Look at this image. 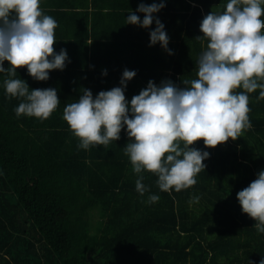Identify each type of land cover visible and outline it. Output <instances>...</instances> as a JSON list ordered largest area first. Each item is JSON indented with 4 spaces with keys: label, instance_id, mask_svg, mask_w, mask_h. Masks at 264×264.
<instances>
[{
    "label": "trees",
    "instance_id": "trees-1",
    "mask_svg": "<svg viewBox=\"0 0 264 264\" xmlns=\"http://www.w3.org/2000/svg\"><path fill=\"white\" fill-rule=\"evenodd\" d=\"M47 1L43 13L59 22L64 10L83 9L84 39L78 32L73 38L85 44L75 54L85 60L51 71L47 81L34 80L26 66L17 68L15 78L30 89L57 90L60 104L46 120L16 115L21 101L6 96L9 77L0 73V264H260L264 233L241 211L236 195L264 170V99H257L258 90L249 94L251 128L241 137L214 148L202 139L190 145L210 155L197 183L179 192L161 191L149 171L142 173L147 190L137 191L124 129L107 147L84 150L63 119L65 106L84 89L95 97L121 86L125 69L136 72L126 84L128 101L150 80L183 87L198 78L206 47L197 38L203 35L200 22L211 11L225 10L227 0H164L155 15L172 54L159 43L149 46L154 22L147 29L126 24L140 3L161 0ZM59 32L56 41L62 40ZM150 195L159 199L149 203Z\"/></svg>",
    "mask_w": 264,
    "mask_h": 264
},
{
    "label": "clouds",
    "instance_id": "clouds-1",
    "mask_svg": "<svg viewBox=\"0 0 264 264\" xmlns=\"http://www.w3.org/2000/svg\"><path fill=\"white\" fill-rule=\"evenodd\" d=\"M163 7L164 0L140 3L136 12L143 13V19L131 10L126 24L147 29L154 22L149 46L159 43L172 54L165 26L155 15ZM262 17L264 0H227L222 12L204 15L199 25L203 35L197 38L206 47L198 59V78L183 81V87L171 80L157 86L150 80L128 101L126 84L136 72L125 69L121 86L95 97L84 89L63 110V119L79 138L78 148L107 147L120 139L124 129L130 138L124 153L138 174L136 189L141 195L147 190L142 183L144 171L157 177V186L164 192L194 186L210 154L190 145L202 139L205 147L214 148L229 138L235 141L251 128L249 94L258 90L257 99H264ZM57 27V21L43 13L41 0H0V73L9 77L4 81L6 96L21 101L15 109L18 117L46 120L60 104L55 88L30 89L25 80L15 78L17 68L25 66L37 81H47L52 70H64L70 60L65 49L56 52L53 47ZM102 74L107 75V70ZM236 195L241 211L254 219L258 233H264V170ZM158 199L150 195L148 202Z\"/></svg>",
    "mask_w": 264,
    "mask_h": 264
},
{
    "label": "crops",
    "instance_id": "crops-1",
    "mask_svg": "<svg viewBox=\"0 0 264 264\" xmlns=\"http://www.w3.org/2000/svg\"><path fill=\"white\" fill-rule=\"evenodd\" d=\"M47 2H48L47 0H41L42 10L45 9L44 5L48 4ZM81 10L83 9L75 10V8H72V9L64 10L65 12H61L63 15V18L61 19V22L57 20L58 27L54 30V35H57L58 32L61 31L59 33L60 35H62L61 36L62 40L56 41L53 47L56 52H59L60 49H65L67 51L70 62L66 61V67L70 63L77 64L80 61L85 60V57H81L82 58L81 60L75 57V54L79 53L81 50L84 49V47L81 45H85V44L83 42L76 43L74 42V38H73V35H75L77 32H78V39L80 38L84 39L83 37L85 36L84 27L82 24L84 20L80 19L82 16ZM87 28H88V31H90V26H88ZM63 35H65V37H63ZM67 35L71 36L72 39H67L68 38ZM90 44H91V41L89 39L87 42L88 49H90ZM112 60L119 61L120 59H112Z\"/></svg>",
    "mask_w": 264,
    "mask_h": 264
}]
</instances>
